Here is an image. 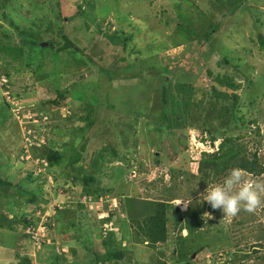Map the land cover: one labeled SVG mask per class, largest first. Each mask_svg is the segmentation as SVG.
Wrapping results in <instances>:
<instances>
[{"label":"rangeland","instance_id":"rangeland-1","mask_svg":"<svg viewBox=\"0 0 264 264\" xmlns=\"http://www.w3.org/2000/svg\"><path fill=\"white\" fill-rule=\"evenodd\" d=\"M50 2L9 0L6 8L20 29L38 33L44 42L38 44L41 48L29 47L23 59L10 66L4 64L7 58L0 52V177L12 184H5L4 191L14 193L18 201L11 207L17 219L14 233H0V264H16V253L31 259L32 264H56L53 252L60 256L59 264H88L85 249L104 252L100 242L109 230L116 242L114 247L124 250L120 264H159L177 240L175 209L180 215H188L195 226L191 232H180L187 240L192 263L264 264V172L255 176L243 171L244 181L259 186L261 205L254 212L242 209L234 217L225 216L202 202L207 187L222 183L231 170L201 181L197 173L201 147L193 146L186 131H177L183 133L179 143L167 129L160 130L158 123L149 120L153 107H157L154 94L161 91L158 78L164 71L159 74V67L146 66L151 59H158L151 56L154 49H162L170 57L177 55L173 63L184 56V62L197 68L193 79L198 90L191 94L193 101L203 96L205 80L201 72L205 70L221 76L226 73L240 82L237 117L251 113L256 122L242 126L238 119H229L226 135H239L236 144H242L250 158L255 154L264 168V48H259V39L264 44V0H244L242 6L233 0L221 5L214 0ZM51 6L58 11L62 32L74 45L61 52L66 65L43 49L48 45L45 38H59ZM210 22L217 25L214 31ZM0 29L17 40V31L1 19ZM210 31L209 36H203ZM113 32L132 33L133 39L126 47L113 44L105 35ZM132 46L143 56H129ZM222 54H226L227 63ZM90 55L92 61L110 71L89 67L86 57ZM167 61L172 59L160 63ZM189 69L187 65L172 70L168 77L187 80ZM57 88L67 90L64 101L53 90ZM52 99L61 105H54ZM134 104L140 110L138 114L124 112L134 109ZM48 146L66 157L79 154L83 161L70 171L67 164L50 166L44 154ZM83 166L84 172H79ZM133 171L135 176L130 178ZM85 172L94 173L92 185L103 189L100 198L84 193L79 179ZM31 194L36 197L33 202L29 201ZM126 196L137 202L141 198L171 200L166 243L153 248L141 241L135 225L123 212ZM189 198L192 203L185 210L179 203ZM6 204L0 198V206ZM22 214L32 220L29 230L34 238L38 236L39 244L30 234L23 237L27 227L19 219ZM257 243L262 246L254 253L252 246ZM198 245H205L204 250L198 252Z\"/></svg>","mask_w":264,"mask_h":264},{"label":"trees","instance_id":"trees-1","mask_svg":"<svg viewBox=\"0 0 264 264\" xmlns=\"http://www.w3.org/2000/svg\"><path fill=\"white\" fill-rule=\"evenodd\" d=\"M8 1L9 0H0V19L13 26V28L17 31L18 36L16 37L17 40L15 41V39L10 34H7L0 29V52H3L7 58L4 64L10 66L16 64L17 60L23 59L24 52L27 51L29 47H40L38 44L40 42L43 43L44 40L38 36L39 34L36 31L35 32L38 35L29 32L25 28L20 29L18 25L14 23L13 19L9 18V15L6 11L7 5L9 4ZM228 1L230 0H214L215 4L220 5L223 4V2L224 4H226V2ZM233 1H236V4L242 6V2L244 0ZM48 2L49 4H51L50 0H48ZM78 8L80 9V6ZM50 11L52 13V17L55 18L53 26L56 27V34L57 36H59V38L58 40H55L51 37L45 38V43H47L48 45L44 46L43 49L51 51V55L58 57V61L60 62V64L66 65L63 59V54L61 52L64 51V49L73 47L74 45L71 39L62 32L61 26L58 23V20H60V18L57 9L51 6ZM167 20L168 19H166V22ZM209 27L212 29V31H214L215 28H217V25L213 22H210ZM212 31L204 33L203 36H209ZM105 35L114 42L113 44L118 43L122 44L125 47L133 39L132 33L123 34L120 32V34L118 35L117 32H113L111 34ZM259 42V48H264L262 39H259ZM78 50L82 51L79 48ZM153 51L154 53L151 56L157 57L158 59L154 61L155 63L152 62V59H149L150 65L146 66H151V68L153 67L152 69L159 67V74L160 71L163 70L164 75L162 77L160 76L161 78H158L159 80H161V91L157 94H154V98L155 96L157 97L155 105L157 107H153L152 110H154V112L156 113L152 111L148 118L150 121L158 123V128L160 130H162V127L167 129V132H169V134H172V136H175V138H177V142L181 143L180 138L183 136L182 132L177 131L184 130L187 132L185 133L186 136L191 139L190 141L193 143V146L199 145L201 147L199 159L197 161V173L199 174V179L203 181V179H207V177L210 178L211 176L217 178L219 175H222L224 171L232 170L233 168H240L243 171L255 176L263 174L264 168L257 163L255 154H252V157L250 158L246 154L243 145L238 143L236 144L235 140L239 138V135H226L227 121L229 119H238L242 126H249L250 124L256 122V119L251 118V113L240 114L237 117L239 105L241 103L240 82H236L233 76L226 73L221 76L219 73H213L210 70H205L204 72H201L204 75L203 79L205 80L203 81V87L201 88L203 89V96L196 101L190 100L193 91L195 92V90H198L195 87L196 80L193 79V76L197 73V68H192L193 65H190V62H184V56L173 63V59L176 58L177 55H173V57H170L167 54L165 55L162 49H154ZM132 55H134L136 59L143 56L140 51H135L133 49V46L129 51V56ZM222 56L224 57V62L227 63L228 59L226 57V54H222ZM91 58V55L86 57V60L90 62L89 67L93 66L96 69L99 68L100 71H110V69L103 68L100 64L92 61ZM159 58H161V60L172 59V62L168 63L167 61L166 63H160L161 60ZM38 61L34 62L36 63ZM81 62L82 64L85 63L84 60ZM197 63L198 65L199 63H201L202 66L204 64H202V62H200L199 60H197ZM25 64H27V66H30V63L28 62ZM159 64L161 66H157ZM187 65H189V70H191V74L189 75L187 80L177 81L168 77L170 71L180 68H186ZM63 68L65 74L67 68L65 66ZM240 72L245 78H248L243 71ZM7 75L8 72L5 73V77H7ZM4 84L5 82L2 86H5ZM53 90L57 91V96L59 97V99L63 101L65 100L67 90L60 91L58 88ZM58 100L52 99L51 102L54 105H58L60 104V101ZM136 106L137 105L134 104V109L132 107V110H125L124 112H136V114H138L140 110L138 111V109H136ZM145 107L144 108L147 109V106ZM88 116H90V113H88ZM83 118L87 120V118L89 117H86L85 115ZM213 118L216 119L218 123H215L213 121ZM33 145H35L34 142ZM37 146L40 145L38 144ZM44 148L45 159L47 164L50 166H64V164H67L66 168H68L69 170H67L70 171L72 170L71 168L75 166L74 164H76L80 160L83 161V157H81L79 154L66 157L62 154V152L54 149V147L48 146ZM184 149L186 150V147H184ZM111 151L113 155H116L115 151ZM209 151L212 152L209 153ZM101 155L102 154H99V157L103 158V156ZM154 160V162H157L156 156H154ZM83 170L84 166L81 167L78 171L84 172ZM28 176L30 177L31 173H29ZM79 180L82 182L84 193L89 196H93L96 199L101 197L100 195L101 192H103V189L98 186L94 187L92 185L95 183L94 173H82ZM5 184H7L8 186L12 185L11 183L0 177V198L7 202L4 207L0 206V233L3 234L8 232L14 233L13 229H15L16 227L15 223L17 219H15L16 215L13 213L11 207L18 202L16 199H14V193L10 194L11 192H9V190L8 192L4 191ZM14 187L25 189L23 185L19 187L14 184ZM23 192L28 193L27 191ZM8 194H10L11 196H9ZM35 198L36 197L31 194L29 201H35ZM170 201L171 200L168 201L162 199L156 200L141 198L137 202L135 201V199L129 196H126V198H124V203L122 205V208L124 209L123 212L127 214V219L131 222V225H135V232L143 238H141V241L145 242L146 245H151L154 248L156 244L166 243L168 237L167 212L170 207ZM175 210L178 214V217L175 215V220L178 222L179 226V228H177V240L176 242L174 241L175 244L171 253L167 255L166 258L159 264H195L192 263L191 256L187 255V240L184 239L185 236H181L180 234L181 230L183 229L191 232L193 229H195V226H193V224H191V222L189 221L190 217L188 215H180L178 209ZM19 219L22 220L25 228L27 226H32L33 224L32 220L24 218V214H22ZM0 236H2V234ZM23 237L25 238L26 236L23 235ZM77 239H79V237H77ZM113 239V232L112 230H109L108 236L103 238L100 242L104 248V252L102 253L99 251H92L87 247L85 249V257L89 261L88 264H109V261L112 262L111 264H120V261L124 257V250L114 247L116 242ZM257 244L258 245H255L256 247L252 246V248H254V251L252 252L254 253L256 252V250H258L256 248L262 246V243ZM204 248L205 245H198L197 251H202L204 250ZM53 253L54 262L56 264H59L58 260L60 259V256H58L55 252ZM235 257V255L234 257L232 256V259H235ZM15 258L17 260L16 264H32L31 259L27 257H20L18 253L15 254Z\"/></svg>","mask_w":264,"mask_h":264},{"label":"clouds","instance_id":"clouds-1","mask_svg":"<svg viewBox=\"0 0 264 264\" xmlns=\"http://www.w3.org/2000/svg\"><path fill=\"white\" fill-rule=\"evenodd\" d=\"M243 176L244 172L242 169L233 168L225 176L222 183L207 187L206 192L202 195V202L206 201L214 210H221L225 216L234 217L242 209L247 212H254L261 205L259 186L251 181H244ZM181 203H183L184 209L187 210L192 201L189 198L182 200L179 204ZM205 215L209 216L210 214L205 213ZM30 227L27 226V229L24 230V235L26 238L31 235L36 244H39L38 236L34 238L33 232L29 230Z\"/></svg>","mask_w":264,"mask_h":264},{"label":"built area","instance_id":"built-area-1","mask_svg":"<svg viewBox=\"0 0 264 264\" xmlns=\"http://www.w3.org/2000/svg\"><path fill=\"white\" fill-rule=\"evenodd\" d=\"M135 175V172L133 171L129 176L132 178Z\"/></svg>","mask_w":264,"mask_h":264}]
</instances>
